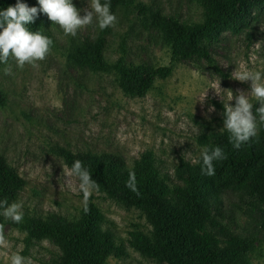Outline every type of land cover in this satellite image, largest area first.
Wrapping results in <instances>:
<instances>
[{
	"label": "rangeland",
	"instance_id": "1",
	"mask_svg": "<svg viewBox=\"0 0 264 264\" xmlns=\"http://www.w3.org/2000/svg\"><path fill=\"white\" fill-rule=\"evenodd\" d=\"M130 1L131 5L110 9L117 19L104 30L94 21L75 36L65 35L50 21L42 30L52 39V46L35 66L26 63L21 69L11 57L7 65L0 63V90L5 97L0 106V155L25 182L14 200L23 202L21 225L47 224L54 216L77 220L80 209L90 201L104 218L101 229L111 233L125 250V256H111L106 264H166L129 245L131 232L152 231L145 215L92 187L85 196L80 180L67 177L71 168L58 150L114 154L129 168L149 152L167 184L182 185L175 176L177 166L181 161L193 165L202 159V150L223 128L224 102L235 106L232 94L250 91L251 81L234 80L232 73L259 72L264 76V1L249 7L237 31L226 28L214 38L200 40L213 65L202 57L181 60L144 96L124 92L114 72L91 70L71 57L101 36L102 56L108 64L120 60L131 69L168 66L172 43L153 24L151 14L189 25L202 20V9L198 0ZM72 3L81 16L89 7V0ZM138 3L147 7L146 15L137 14L134 6ZM9 66L10 74H5ZM250 102L255 113L258 102ZM211 106L214 112L208 111ZM257 124L258 135L264 124L258 120ZM219 212L216 220L252 246L241 264H264L262 195L231 189L223 195ZM0 218L5 222L0 233L6 241L0 245V264H9L15 252L30 257L33 264H54L60 249L51 236L15 227L8 224L11 220Z\"/></svg>",
	"mask_w": 264,
	"mask_h": 264
},
{
	"label": "trees",
	"instance_id": "2",
	"mask_svg": "<svg viewBox=\"0 0 264 264\" xmlns=\"http://www.w3.org/2000/svg\"><path fill=\"white\" fill-rule=\"evenodd\" d=\"M198 1L202 9V20L198 23L178 25L159 13L151 14L153 24L162 29L172 43L168 66L131 69L120 60L108 64L102 56L104 39L101 36L85 51L77 49L78 56L71 58L91 70L114 72L124 92L144 96L158 79L168 77L174 64L181 60L202 57L213 65V60L201 49L200 40L214 38L226 28L237 31L249 7L264 0ZM20 2L39 8L36 0ZM108 2L111 10L132 4L130 0ZM16 3L17 0H0V11ZM134 8L140 16L148 11L142 3ZM49 24V18L41 12L28 28L50 38L42 30ZM214 69L218 72L217 67ZM4 103L5 97L0 90V106ZM207 145L209 148L221 147L225 159L213 162L215 171L211 176L202 174V159L193 165L181 161L175 176L182 185L167 184L149 152L136 160L131 168L121 157L110 153L78 154L59 149L58 154L70 168L74 161H81L90 174L92 188L104 193L106 198L126 208H136L145 215L152 231L149 234L131 232L129 239V245L141 254L166 264H241L251 250L250 242L221 225L216 216L220 214L223 195L231 189H243L250 194L255 191L264 200V131L239 150L229 142L226 131L214 134ZM130 172L135 176L136 191L126 186ZM24 184L16 170L0 155V200L14 202ZM103 221L99 209L88 201L74 221L54 216L47 224L29 222L21 225L13 221L8 224L51 236L60 249L54 264H106L111 256H125V250L122 244L114 242L111 233L101 229ZM4 223L0 218V227Z\"/></svg>",
	"mask_w": 264,
	"mask_h": 264
},
{
	"label": "clouds",
	"instance_id": "3",
	"mask_svg": "<svg viewBox=\"0 0 264 264\" xmlns=\"http://www.w3.org/2000/svg\"><path fill=\"white\" fill-rule=\"evenodd\" d=\"M39 8L29 7L27 4L17 0L15 6H10L6 10L0 11V63L7 65L9 58H13L19 68L25 64L35 66L37 61L43 60L50 51L52 41L40 31L32 32L28 25L34 23L39 13L47 15L50 21L59 25L65 35L75 36L79 29L91 25L94 21L100 30L113 26L116 22V16L110 11V2L105 0H89V7L84 9V15L73 5L72 0H38ZM5 74H10V66L5 67ZM232 79L240 82L251 81L249 92L239 91L235 97L232 94V100H235V106L224 102L223 128L220 132L229 134V142L237 150L242 145L249 142L257 135L258 124H264V76L259 72L240 73L234 71ZM255 99L259 107L253 112V104L250 102ZM231 100V101H232ZM209 112H214V106L209 107ZM202 167L201 172L204 175H214V161L225 159L221 147H205L201 153ZM75 176L80 180V188L87 196L88 189L93 186L88 170L82 162L76 160L73 162L67 175ZM131 190L136 191L134 173H129V180L126 184ZM0 215L6 220L15 223L21 222L23 218V202L14 201L9 203L7 199L0 200ZM6 241L3 234L0 233V245ZM43 243H46L43 242ZM9 264H33L30 257H25L19 252L12 253L9 257Z\"/></svg>",
	"mask_w": 264,
	"mask_h": 264
}]
</instances>
